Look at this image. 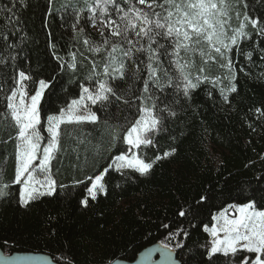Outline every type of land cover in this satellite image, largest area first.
Listing matches in <instances>:
<instances>
[{
    "label": "snow or ice",
    "instance_id": "snow-or-ice-1",
    "mask_svg": "<svg viewBox=\"0 0 264 264\" xmlns=\"http://www.w3.org/2000/svg\"><path fill=\"white\" fill-rule=\"evenodd\" d=\"M9 3L10 7L0 4V66L12 73L10 76L0 73V123L10 122L3 125V131L8 132L10 126L14 134L0 136V146L6 151L7 144L14 141L15 170L14 179L9 182L5 178L6 167L0 165V199L11 194L12 185H20L19 203L23 207L43 197L56 196L58 187H67L58 185L55 178L59 168L53 171L54 161L59 163L67 152L62 145V126L109 125L110 147L119 146L118 154L112 155L102 171L86 177L91 183L81 204L87 208L89 198L96 201L99 195H108L105 179L110 170L125 179L130 178L129 173L148 176L157 163L174 155L176 149L171 148L151 159L145 158L146 150L156 149L161 140L176 139L171 134L172 125L202 85H211L206 89L210 98L212 90L218 89L223 102L230 103V95L238 91L239 57L244 56L248 64L255 66V53L264 62V47H261L264 13L250 15L248 0H85L90 13L85 23H90L98 38L93 40L85 34V27L80 24L82 9L73 6L69 19L73 47L82 43L87 52L97 57L91 60V69L85 77L90 83L78 85L77 98L49 114L47 106L54 102L55 93L49 92L47 100L45 94L51 81L35 80L17 62L19 53L9 51L20 48L26 38L21 37L20 43L11 42V37L21 30V20L14 11L17 0ZM19 3L28 7L27 0ZM233 20L237 22L235 25ZM77 51L69 53L68 61L56 57L61 60L62 69L73 74L78 71V63L82 62L78 61ZM213 64L222 70L221 75H209ZM240 71H244L243 66ZM30 84L35 86L31 91ZM42 103L45 105L43 119ZM255 111L264 116V109ZM98 112L104 116L103 121ZM132 113H135L134 119H130ZM121 114L123 125H111L112 117L119 121ZM84 142L78 139V144ZM102 147L98 141L93 146V154L98 156ZM74 151L79 160L78 150ZM82 183L83 180L73 181L74 185ZM257 193L261 194L259 202ZM239 195L245 198L243 203L227 204L212 217L213 226H203L211 237L202 245L207 249L202 253L207 264H264V185L255 192L242 188ZM205 199L201 197V201ZM179 215L185 216V211ZM180 233L185 238L188 236L183 228L169 235ZM176 246L184 247L182 243ZM154 251H146L142 258L150 260Z\"/></svg>",
    "mask_w": 264,
    "mask_h": 264
},
{
    "label": "trees",
    "instance_id": "trees-1",
    "mask_svg": "<svg viewBox=\"0 0 264 264\" xmlns=\"http://www.w3.org/2000/svg\"><path fill=\"white\" fill-rule=\"evenodd\" d=\"M248 3L250 15L256 17L264 13V0H248ZM0 4L11 6L9 0H0ZM27 4L25 7L17 0L14 11L20 17L21 30L11 37V42L20 43L21 37L26 38L20 48L9 51L19 53L17 62L30 71L35 80L51 81L45 94L47 100L49 92L55 93L54 102L47 106L51 114L77 98L78 85L90 83L85 77L91 69V60L97 58L87 52L82 43L73 47L69 19L73 6L83 10L80 24L85 27V34L93 40L98 34L90 23H85L90 15L85 0H27ZM236 23L233 20V24ZM73 51H77L78 61L82 62L78 63L75 74L62 69L61 60L56 58L68 61ZM4 54L7 56L6 52ZM25 56L26 59H21ZM233 59H236L235 50ZM253 60L255 66L248 64L244 56L239 57L238 91L230 95V103L223 102L218 89L212 90L210 98L206 89L211 85H202L185 105L186 111L172 125L171 134L176 139L161 140L156 149L146 150L145 158L151 159L171 148L176 149L174 155L157 163L148 176L129 173L130 178L125 179L110 170L105 179L108 195L101 194L96 201L89 198L87 208L81 204L87 196L86 187L91 183L86 177H94L102 171L112 155L118 154L119 146L110 147L109 125L62 126V145L67 152L59 163L54 161L53 171L59 168L55 178L58 185L67 187H58L56 196L43 197L23 207L19 203L21 186L12 185L11 194L0 199V248L7 254L45 253L60 264H69V260L72 264H110L116 260L132 262L145 248L162 242L177 252L182 264H207L202 255L207 249L202 245L209 242V235L203 226L211 224L214 214L227 204L243 203L245 198L239 195L242 188L255 192L264 185V116L255 111L264 109V76L261 75L264 62H260L255 53ZM196 63L199 66V57ZM0 73L12 74L5 66H0ZM221 74L222 70L216 65L210 66L209 75ZM8 83L11 84V80ZM34 87L30 84V91ZM44 109L42 103V119ZM98 115L103 121L104 116L99 112ZM134 118L135 113H132L130 119ZM117 123L123 125V114L119 121L112 117L110 124ZM4 124L10 125V122L0 123V136L14 134L10 126L8 132H4ZM78 139L85 142L78 144ZM98 141L103 147L95 156L93 146ZM74 149L79 152V160ZM14 151V141L7 144L6 151L0 146V165L6 167L5 178L9 182L14 179ZM5 156L8 157L6 164ZM74 180L84 183L74 185ZM117 183L120 187H116ZM256 195L259 202L261 194ZM202 196L206 197L203 201ZM182 210L185 211L183 217L179 215ZM181 228L188 232L186 238L183 233L170 237V233ZM178 243L184 247H177Z\"/></svg>",
    "mask_w": 264,
    "mask_h": 264
},
{
    "label": "water",
    "instance_id": "water-1",
    "mask_svg": "<svg viewBox=\"0 0 264 264\" xmlns=\"http://www.w3.org/2000/svg\"><path fill=\"white\" fill-rule=\"evenodd\" d=\"M162 242L155 243L139 253L131 264H182L177 252L171 247H163ZM150 249H155L150 260L142 258V254ZM0 264H60L50 255L36 252H16L7 254L0 248ZM110 264H130L129 261L116 260Z\"/></svg>",
    "mask_w": 264,
    "mask_h": 264
},
{
    "label": "rangeland",
    "instance_id": "rangeland-1",
    "mask_svg": "<svg viewBox=\"0 0 264 264\" xmlns=\"http://www.w3.org/2000/svg\"><path fill=\"white\" fill-rule=\"evenodd\" d=\"M218 213V212H217ZM217 213H215L214 215H216ZM215 224V221L213 220V222L211 223V224H209V225H207L208 227H211V226H213ZM209 235V234H208ZM211 240V237H210V235H209V241Z\"/></svg>",
    "mask_w": 264,
    "mask_h": 264
}]
</instances>
